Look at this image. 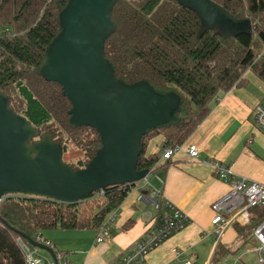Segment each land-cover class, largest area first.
<instances>
[{
	"label": "trees",
	"instance_id": "trees-1",
	"mask_svg": "<svg viewBox=\"0 0 264 264\" xmlns=\"http://www.w3.org/2000/svg\"><path fill=\"white\" fill-rule=\"evenodd\" d=\"M251 33L222 37L201 29L197 14L178 0H118L111 11L114 31L104 56L116 78L133 85L174 89L182 101L179 123L150 132L141 140L137 170L153 169L164 148L180 145L210 111L220 93L247 83L246 73L264 83V0H208ZM68 0H0V93L9 108L26 118L39 136L50 135L62 148V162L84 169L101 149L95 130L75 127L62 88L38 74L45 52L59 34L58 16ZM161 135L159 151L145 155L147 142ZM131 185L102 189L78 204L12 196L0 202V264H26L19 240L49 230L97 231L133 191ZM250 222L233 226L243 243L264 219V206L250 209ZM227 251L217 245L220 259ZM59 252H56L58 254ZM210 262V264H211Z\"/></svg>",
	"mask_w": 264,
	"mask_h": 264
},
{
	"label": "water",
	"instance_id": "water-1",
	"mask_svg": "<svg viewBox=\"0 0 264 264\" xmlns=\"http://www.w3.org/2000/svg\"><path fill=\"white\" fill-rule=\"evenodd\" d=\"M118 0H68L58 16L59 34L45 52L38 74L62 88L71 105L70 123L96 131L101 149L82 170L62 162V148L41 135L8 106L0 93V202L22 196L61 204H78L102 189L144 180L137 170L141 140L150 132L179 123L182 105L174 89L147 82L129 85L116 78L104 56V42L114 31L111 11ZM193 10L201 29L222 37L250 34L247 20H236L208 0H178ZM202 19L212 25L202 27ZM259 37L264 42V35ZM33 248L55 255L24 237Z\"/></svg>",
	"mask_w": 264,
	"mask_h": 264
},
{
	"label": "crops",
	"instance_id": "crops-1",
	"mask_svg": "<svg viewBox=\"0 0 264 264\" xmlns=\"http://www.w3.org/2000/svg\"><path fill=\"white\" fill-rule=\"evenodd\" d=\"M245 77V85L216 97L208 115L182 143L198 148V161L177 153L171 161L158 164L155 175L163 180V186L155 178L150 186L160 189L163 198L185 213L190 223L152 251L147 258L149 264L191 262L189 256L195 249L213 237L211 206L227 194L229 186L214 176L206 161L220 162L236 178L264 185V133L255 128L252 113L257 104L264 103V83L251 73ZM162 140L161 135L149 139L145 155L157 153ZM139 186L135 185L118 208L107 242L95 243V230H49L41 238L64 255L65 264H117L118 257L144 234L147 217L154 215L150 207L136 201ZM205 233L208 235L203 237ZM223 237L227 238L224 244ZM232 238H237L233 227L222 235L220 247L228 252ZM215 249L214 245L209 262Z\"/></svg>",
	"mask_w": 264,
	"mask_h": 264
},
{
	"label": "built area",
	"instance_id": "built-area-1",
	"mask_svg": "<svg viewBox=\"0 0 264 264\" xmlns=\"http://www.w3.org/2000/svg\"><path fill=\"white\" fill-rule=\"evenodd\" d=\"M252 113L255 128L264 133V103L257 104ZM177 153H183L190 161H198L199 150L193 144H180L163 149L159 162L153 169L148 171L147 177L143 180L144 184L137 189L136 201L150 207L154 215L147 217L144 234L118 257L117 264H149L147 262L148 255L167 239L184 230L190 223V219L185 213L165 200L162 196V191L153 188L147 181L148 177L151 176L157 180L160 186H163V180L155 175V170L159 163L171 161ZM205 163L211 166L214 176L219 181L229 186L227 194L211 206L213 212V217L210 221L212 226L211 235L216 240L215 246L217 247L222 235L228 228L235 225H247L251 218L250 209L264 206V185L248 182L244 178H236L230 168L220 162L206 161ZM101 193L102 191H100ZM117 213L118 209L111 213L97 230L95 243L107 242L111 238L112 223ZM207 235L205 233L202 236L205 237ZM250 236L257 243V247L254 249L257 264H264V219L251 230ZM33 241L51 249L55 255V260L44 261L38 258L36 256L38 249L19 240V246L24 254L26 264H65L64 255L61 253L56 254L51 244L42 239L41 235H36ZM179 264L192 263L185 260Z\"/></svg>",
	"mask_w": 264,
	"mask_h": 264
},
{
	"label": "rangeland",
	"instance_id": "rangeland-1",
	"mask_svg": "<svg viewBox=\"0 0 264 264\" xmlns=\"http://www.w3.org/2000/svg\"><path fill=\"white\" fill-rule=\"evenodd\" d=\"M202 27L211 28L212 25L202 19ZM147 181L150 184L152 181H154V179L153 177L149 176ZM137 184L143 185L144 181H141ZM226 239V237L222 238V244L226 242ZM215 242L216 240L211 236L209 239L204 240V242L195 249L194 253L189 256L191 263L208 264ZM256 247L257 243L251 236H249V238H247L243 243L235 238L230 243L228 252H226L220 259H218V256L215 255L211 264H257L256 253H254V249ZM36 252V256L38 258H41L44 261H49L50 255L47 252L40 249H38Z\"/></svg>",
	"mask_w": 264,
	"mask_h": 264
}]
</instances>
